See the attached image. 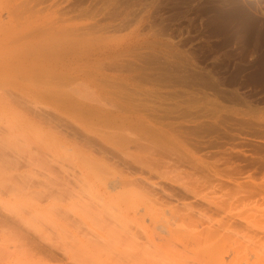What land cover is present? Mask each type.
I'll use <instances>...</instances> for the list:
<instances>
[{
  "label": "bare ground",
  "instance_id": "obj_1",
  "mask_svg": "<svg viewBox=\"0 0 264 264\" xmlns=\"http://www.w3.org/2000/svg\"><path fill=\"white\" fill-rule=\"evenodd\" d=\"M89 1L0 0V264H264V0ZM163 3L203 69L139 50L150 14L101 24Z\"/></svg>",
  "mask_w": 264,
  "mask_h": 264
},
{
  "label": "rangeland",
  "instance_id": "obj_2",
  "mask_svg": "<svg viewBox=\"0 0 264 264\" xmlns=\"http://www.w3.org/2000/svg\"><path fill=\"white\" fill-rule=\"evenodd\" d=\"M93 3H95V5H96V3H98L99 6L107 7V6H105L103 4V0H90L88 5L91 6ZM112 7H113V5L110 8H112ZM173 12H174L173 8L170 7L168 4H165V3L159 5L158 7L154 6V8H150L148 5L141 4V5H137L135 7H132V8H125L120 14L116 15V17L112 18L111 20L110 19L104 20L103 22H101V24L106 26L107 31H112V29L116 25L121 24V22L133 20L134 19L133 16H135V14H137L139 16H144L145 15V17L147 16V14H150L149 15V19H145V26L147 24V21H149V23L152 22L153 27L156 30L152 28L151 31L154 30L153 33H155L156 35H150L149 36V34H148L147 40L149 42L156 40L157 41V43H155L156 48L153 45H151V44H143L142 46L139 47V50L141 49V51L143 52V51H146L147 49L148 50H153L154 49V52L160 53L161 56L169 58L170 60H173L174 56L171 54L170 51H169L170 52L169 53L168 50H165L166 48H164L163 50L161 49L162 51L161 50L159 51L160 48L158 46L160 44H162V43L167 42V41H174V42L179 41L182 44L181 47H180V51H181L182 55L188 59V61L190 62V64L193 67H195L197 69H203L205 67V65H206V62L204 61V58L201 57L200 52H201V50H203V52L212 50L213 47L211 46V43L208 42L206 37L201 36V35H200V37L198 36L196 38H193V41L191 40L190 43L184 42V41H182L183 39H185V38L188 39L189 37L196 36L195 35L196 33L186 32L185 30L183 31V29H182V32L180 33V35L179 34L173 35L171 33V31L166 30L165 28L168 27V24L170 25V23L173 24V23L176 22V17L177 16ZM102 17L103 16L101 15L100 18H102ZM151 20H153V21H151ZM158 28H161V29L163 28L164 31L160 32V29H158ZM151 31L149 30L150 33H152ZM127 32H128V30H126L125 32H122V31L121 32H114V33L111 32L110 35H115L116 36V35H120L121 33L122 34H126ZM160 42H162V43H160ZM147 46H149V48L144 49ZM195 46L198 47V49H194ZM130 51L131 52H125V53H121V54L116 55V56H112V59H114V60L116 59V60H119V61H122V60H125V59H134V57L132 55L127 54V53H131V54L132 53H136V52H138V50L137 49H132ZM203 52H202V54H203ZM80 63L82 64V66L88 65L85 62H80ZM90 65H91V68H92L93 64H90ZM76 71L77 70L73 69V72L76 73ZM95 72H97L99 78H102V79L103 78H107V80H109L111 82L119 81L120 79H117L119 77V75H127V73H124V72H121L120 70H115V69H103L101 71H96L95 70ZM244 80H245V78H243L240 75L236 76V77L234 76L235 85L233 86V88H234L233 90L234 91L239 90L241 88L242 84L246 82ZM222 86H226V85L222 84ZM74 87H75V84L71 86V88H74ZM252 87L253 88H257L258 90H261L262 89V84H260V85L259 84H250L249 86L246 87V89H249V88H252ZM102 88H104V87H102ZM105 88H108V87H105ZM175 90L177 91V95L178 96H176L177 97L176 99L174 98L175 101L173 99L171 100L170 103H172V104L173 103H179V102L180 103H184V101H188V102H190V104H193V103L196 104L194 106H199V107L203 106L204 107V106H208L211 102H214L213 99L216 102H221L222 101L218 97H214V96L210 95L209 92L206 91V90H204V91L202 90L201 91L202 93L200 91H198L197 89H195V88L191 89V88H180V87H177V88H175ZM193 98L194 99L196 98L197 101L194 100ZM256 112H258L257 115L260 114V115L264 116V102H261V103L257 104ZM238 128H239L238 126H235L234 129L236 130ZM246 169H248V168H246ZM257 169L258 168H256V166H254V167L250 168L249 171L252 170L251 172H255V171L257 172ZM261 206H262V208H264L263 204H261Z\"/></svg>",
  "mask_w": 264,
  "mask_h": 264
}]
</instances>
